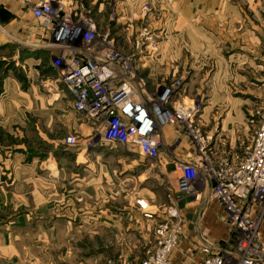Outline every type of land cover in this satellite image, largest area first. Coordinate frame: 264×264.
Instances as JSON below:
<instances>
[{"label": "crops", "instance_id": "obj_1", "mask_svg": "<svg viewBox=\"0 0 264 264\" xmlns=\"http://www.w3.org/2000/svg\"><path fill=\"white\" fill-rule=\"evenodd\" d=\"M81 1L90 8L97 32L102 30L100 23L109 22L106 16L110 11L112 39L122 35L125 40L126 31L149 24L151 33L145 39L157 38L159 51L151 62L154 50L145 47L148 51L142 49L137 54L135 65L136 71L143 70L142 78L151 90L181 70L187 72L184 89L197 88L193 100L207 104L261 101L260 89L254 88L264 86V0ZM145 5L149 6L146 12ZM60 54L49 33L28 10L15 0H0V264H18L23 252L38 243L36 232H43L41 244L47 246V231L67 230L70 225L90 226L94 238L100 231L115 229L123 217L116 215L117 200L133 206L127 191L133 185L134 190L139 188L137 196L154 207L168 204L172 196L177 202L182 199L177 207L186 230L171 264H201L203 235L213 251L233 252L235 236L229 234L222 209L209 199V187L197 198L177 192L179 172L174 161L178 156L188 160L191 155L187 153L192 150L189 143L181 139L175 145L171 128H165V147L174 146L176 152L162 155L160 167L170 194L164 192L162 181L159 186L156 181L147 183L144 163L137 154L130 156L127 147L121 145L90 143L93 127L73 109L71 96L56 82L58 70L53 60ZM155 71L165 74L154 80ZM47 83L54 87L50 96ZM225 86L235 88L227 92ZM201 120L207 124L204 116ZM68 134L83 140L75 164L67 149L58 145ZM47 162L53 169L66 172L58 176L60 183L65 178L70 186L76 183L78 191L82 188L76 196V208L72 203L60 218L47 209L51 208L47 197L52 198L53 181L47 175ZM78 171L85 173L83 180L71 182L74 176L68 178L67 172ZM137 173L138 182L133 179ZM82 214L87 218L80 217ZM25 215L31 217L26 219ZM261 233L264 242V220ZM32 253L31 263L47 264V255Z\"/></svg>", "mask_w": 264, "mask_h": 264}, {"label": "built area", "instance_id": "obj_2", "mask_svg": "<svg viewBox=\"0 0 264 264\" xmlns=\"http://www.w3.org/2000/svg\"><path fill=\"white\" fill-rule=\"evenodd\" d=\"M49 33L53 45L61 51L54 58L57 83L71 96L73 109L93 127L90 143L121 145L134 149L140 157L163 164L162 132L167 126L181 132L193 144L196 153L188 160L174 161L179 172L177 192L197 198L198 184L212 182L209 199L224 212L230 234L235 236L230 253L213 251L210 241L202 239L201 264H264L261 226L264 220V113L241 155L224 153L218 163L210 160L212 135H206L196 120L201 106L196 100H179V82L163 88L156 96H147L144 86L135 89L128 63L110 50L112 42L97 32L82 14H73L59 0H15ZM216 129H214V132ZM89 143V145H90ZM74 145L75 140L66 139ZM201 176V178H200ZM153 229L154 247L141 264H171L186 222L177 205L160 214L143 213Z\"/></svg>", "mask_w": 264, "mask_h": 264}, {"label": "rangeland", "instance_id": "obj_3", "mask_svg": "<svg viewBox=\"0 0 264 264\" xmlns=\"http://www.w3.org/2000/svg\"><path fill=\"white\" fill-rule=\"evenodd\" d=\"M59 1H62L65 7L67 6L68 8H76V10L73 11V14H82L83 18H88L93 23L94 17H91L92 13L90 8L88 6L87 8L81 0ZM106 3H108V1H106ZM143 10L145 12L148 11L149 6H143ZM109 12L110 11H108L107 13L106 11V17L108 18L107 20H109V22L100 23L102 30L100 32L98 31V33L101 35V37H104L112 42L110 50L121 60L122 64L126 62L128 63L129 61V65L131 68L129 75L132 76L131 78H129V81L132 87L135 89H141L142 86H144L143 88L147 96H156L162 91L163 88H167L169 85L179 82L177 91L178 96H180L179 100H185L186 103H189L188 101L192 100L193 98L191 97H194L195 95L193 90H196L197 88L188 87L186 90L184 89L183 79L186 76V71L180 70L178 72H175L174 76L171 75L169 78L164 76L165 80H167V78L168 80L166 82H163V85L158 84L159 87L155 86V84V87H153L154 90H151L150 87L147 86L146 81L143 80V70L136 71L135 60L137 59V54H139L142 49L148 51V48L146 49L145 47L149 46L152 50H154V52H152L153 54H151V62H155L156 52L159 51L157 46V38L153 37L152 41L149 42H147L145 39L147 38L148 33H151L149 31V24L139 25L136 30L132 28L131 32L126 31V33H124V37H126L125 40L123 39L122 35H120L121 37L119 38L113 37L112 39L108 30L109 24L112 20L110 16L111 13L109 14ZM112 14H114V12ZM145 41L147 42V44L145 43ZM122 42H126L127 44L125 43V45H123ZM142 42L144 43V46L141 45ZM123 46L126 48L125 50H123ZM154 74V80H156L162 77L165 73L163 71H155ZM51 84L47 83V96H50V93L54 89L53 85ZM234 88L235 87L225 86L224 90L226 89L227 92H231ZM254 89H260L261 101L242 99L243 101L238 103H231L227 101L222 103L213 102V104H207L205 101L203 102L197 99V102L201 106V112L196 120V123L201 127L202 131L207 136L213 134L212 148L208 153L212 162L218 163L219 159H221L226 152H230V157H234L236 155L240 156L242 153V144L244 143L245 145H248L250 143L254 132L259 126L261 116L264 113V86L260 85L259 88ZM204 93L207 96L206 91ZM50 98H52V96ZM201 116L205 117V121L207 122V124L203 123V121L201 120ZM170 128L172 130V134L174 135V140H176L175 145H179L181 139L186 140L189 143V146L192 147L191 152H188L187 154L194 155L196 153V150L190 140L186 137V135L181 132L179 133L175 131L172 127ZM214 129H216L215 132ZM68 138L74 139L75 144H66V139ZM82 142L83 140L76 138V136L74 135L68 134L66 138H63L60 142H58V145L67 149L66 152L71 155L70 158H72V161L75 164V162L78 160V157L80 158L78 150L80 149L79 147ZM161 143V152L164 157L166 155H169V153H176L174 146L171 147L167 144V147H165L166 143L162 138ZM125 149L131 152L129 154L130 156L133 157L134 154H137L139 156V154L134 149ZM48 153H50V151L47 149V155ZM178 157V160H184L180 156ZM139 158L145 166L142 168V171L144 172L143 176L145 177L144 180L148 179L146 181L147 183L156 181L158 186V182L162 181L164 192L170 194L169 191L166 190L167 186L165 180L160 173V167L162 164L160 165L159 162L143 159L140 156ZM60 174L63 175L66 174V172L64 170L63 172H61V170L58 168L53 169L47 162V175L53 179L51 189L52 198L50 199V197H47V205L51 208L47 209H52L53 215L59 218L64 215L62 213L66 209H71L72 203H74L73 208H76V196L79 197V193L82 190V188H79V191L78 189H75L74 186L76 183H74L72 186L68 185L65 178H62V181L60 183V179H58V176ZM84 174L81 171L72 173L67 172V177L71 178L72 176H74L71 182L77 179L81 181L83 180L82 176ZM133 177V179L138 182V173L133 175ZM210 184H212V182L206 181L203 184L201 183L195 186V189L200 193L202 189L206 187H209L210 189ZM89 188L91 189V187ZM83 189L85 191L87 190L86 188ZM134 189V185L131 190L127 189V191H129L128 198H131V196L133 197V206H130L129 203L124 205L122 199L117 200L116 206L117 210L119 211H117L116 215L123 217H120V226H116L115 229L100 231V236H96L94 238L93 231L90 226L85 227L81 225H70L67 230L55 232L47 231V243H45L47 244V246H43L41 244L43 242L41 233L43 232H36L35 236L38 243L35 244L34 242L33 246L30 248L39 257L47 255V264H141L148 252H151L154 247L153 229L157 224V222H155L156 219L153 222L145 221L146 219L142 217V212L160 214L163 209L169 206L178 205V202L180 203L182 199L179 197V200L177 202V199H173V196L171 195V202H168V204H164L162 206L154 207L148 201L142 198L140 199V197L137 196L139 188H137V190ZM134 214H137L138 217H135ZM34 216L35 215H33V217ZM30 217L31 215H25L26 219ZM80 217H83L85 219L87 218V215L82 214ZM201 239H206V236L203 235ZM38 244H41L42 246H39ZM31 249L23 252L18 264H37L36 261H32L31 263V256L33 255Z\"/></svg>", "mask_w": 264, "mask_h": 264}]
</instances>
